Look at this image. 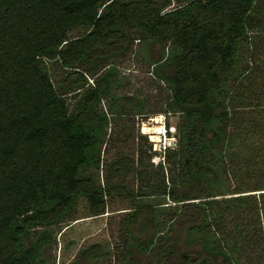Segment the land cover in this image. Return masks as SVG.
<instances>
[{
	"label": "trees",
	"instance_id": "obj_1",
	"mask_svg": "<svg viewBox=\"0 0 264 264\" xmlns=\"http://www.w3.org/2000/svg\"><path fill=\"white\" fill-rule=\"evenodd\" d=\"M172 2L0 0V264H55L54 230L76 220L79 200H86L89 216L105 212L108 190L89 173L102 164L101 149L115 115L109 105L108 111L102 106L115 69L111 60L135 40L163 47L154 73L170 91L169 111L180 113L182 123L176 127V150L165 156L171 175L168 183L161 176L160 191L181 203L175 218L190 223L187 244L195 243L197 234L210 235L201 238L199 252L206 257L197 256V264H236L242 249L263 244L264 192L259 200L248 194L222 201L245 204L246 220L253 215L241 224L230 250L216 236L223 230L222 212L211 217L215 197L222 195L214 189L218 164L225 178L241 174L228 169V158L237 169L242 166L230 153L233 135L227 127L237 111L251 107L231 106L232 91L249 78L236 68L237 56L243 44L252 46L250 35L264 32V0H176L169 8ZM47 61L69 73L55 84ZM85 76L96 80L89 85ZM73 94L77 99L70 108L67 97ZM256 158L250 153L247 161ZM260 177L252 189L241 183L228 194L264 191ZM129 217L132 222L135 213ZM148 221L156 223L153 216ZM159 234L156 242L148 241L151 247L158 243L156 264L191 262L190 254ZM132 239L143 247L136 236Z\"/></svg>",
	"mask_w": 264,
	"mask_h": 264
},
{
	"label": "rangeland",
	"instance_id": "obj_2",
	"mask_svg": "<svg viewBox=\"0 0 264 264\" xmlns=\"http://www.w3.org/2000/svg\"><path fill=\"white\" fill-rule=\"evenodd\" d=\"M175 6L176 0H173L169 8ZM131 33L139 34L136 30ZM250 36L252 46H241L237 56L239 63L236 65L238 70L248 72L249 78L232 91L234 101L231 106L238 102L240 105L249 104L251 107L237 111L239 113L235 115L233 123L227 127V131L233 135L230 153L236 155L235 163L242 166L241 170L237 169L231 165L228 158V169L241 171V174L231 173L225 178L221 173L222 164H218L215 171L217 182L214 189L217 194L222 195L215 197L218 203L214 206L211 218L222 212L223 230L216 236L224 240L221 245L227 250L236 242L234 235L242 228L241 224L251 222L253 215L246 220L245 204H224L222 201L248 194H255L259 200V193L264 192L228 194L241 183L252 189L253 184L264 175V32ZM163 54L160 43L135 40L129 43L122 54L111 60L115 69L112 72L108 99L102 106L108 111L109 105L115 115L107 130L106 143L101 149L102 164L99 169H92L89 173L99 186L108 190L105 212L99 216H89L86 200H79L77 213L74 215L76 220L65 223L61 230H54L55 244L50 254L55 264H156L158 243L151 247L148 241L155 238L156 242V234L160 233L162 236L166 231L164 235L176 242L180 250L191 255V262L186 264H197V256L206 257L199 252V248L201 238L210 235L204 232L195 237L191 236L195 242L192 245L185 242L186 228L190 223L187 217L175 218V214L181 213V203H173L160 191L161 176L164 175L165 182L168 183L171 164L152 163V145L148 136L140 131L142 124L147 122L150 116L162 112L166 115L167 125L177 127L182 123L180 115L177 117V113L169 111L167 102L171 96L170 91L154 73V62L161 60ZM45 67L55 84L69 73L61 70L54 62H45ZM101 74L103 72L97 76ZM85 79L87 84L92 85L96 76H85ZM76 96L73 94L67 97L70 108L73 107ZM124 98H129V101L124 102ZM137 116L140 119H137ZM147 126L158 125L153 123ZM250 153L257 158L248 162ZM219 157L217 154V159ZM120 159L122 160L118 165ZM119 166L122 172L116 176L114 173ZM247 168L249 171L245 174ZM198 201L200 200L195 202ZM237 205L241 206L240 209H237ZM226 208L227 211H224ZM133 212L135 220L130 222L129 215ZM150 216L155 217L156 223L150 224ZM260 217L264 224V209ZM170 219L173 220L168 223ZM162 230L165 232L161 233ZM132 235L136 236L144 248L134 246ZM213 240L211 236L209 241ZM92 254H95V259H92ZM261 257H264V242L259 247L252 245L248 250L242 249L235 255L238 260L236 264H260ZM218 262H221L220 258ZM167 264L174 263L168 260ZM261 264H264V259Z\"/></svg>",
	"mask_w": 264,
	"mask_h": 264
},
{
	"label": "clouds",
	"instance_id": "obj_3",
	"mask_svg": "<svg viewBox=\"0 0 264 264\" xmlns=\"http://www.w3.org/2000/svg\"><path fill=\"white\" fill-rule=\"evenodd\" d=\"M170 115V113L168 114ZM181 115L180 113H177V117ZM137 119H140L139 116H137ZM166 119L165 113H159L154 116H150L147 120V122L143 123L141 126L140 131L142 133H155L157 135H152L149 137V139L153 142L159 141V143H153V150L156 152H160L161 154L159 156H154L152 159L153 164H159L163 162L164 160V150L166 148H171L175 149L177 146V138L175 136L176 133V128L175 127H170L168 131L172 133L171 136H164L163 134L165 133V125L164 121ZM155 124L158 126H153L149 127L147 125L149 124ZM163 137V138H162Z\"/></svg>",
	"mask_w": 264,
	"mask_h": 264
},
{
	"label": "built area",
	"instance_id": "obj_4",
	"mask_svg": "<svg viewBox=\"0 0 264 264\" xmlns=\"http://www.w3.org/2000/svg\"><path fill=\"white\" fill-rule=\"evenodd\" d=\"M169 114V113H168ZM164 125H165V133L163 134L164 136H171L172 135V133H170L169 131H168V129L170 128V127H174V126H172V125H167L166 124V119H165V121H164ZM176 128V127H175ZM146 136H148V138L150 137V136H152V135H157V134H155V133H149V134H145ZM175 136H176V138H177V145H178V133H177V129H176V133H175ZM163 138V137H162ZM149 141H150V143H151V145H152V150H153V143H159V141H157V142H153V141H151L150 139H149ZM176 148H177V146H176ZM176 148L174 149V150H176ZM170 151H173V149H171V148H166L165 150H164V160H163V162H161V163H159V164H164L165 163V156L167 155V153L168 152H170ZM153 157L154 156H159L161 153L160 152H156V151H154L153 150ZM153 159V158H152ZM156 165H158V164H156Z\"/></svg>",
	"mask_w": 264,
	"mask_h": 264
},
{
	"label": "bare ground",
	"instance_id": "obj_5",
	"mask_svg": "<svg viewBox=\"0 0 264 264\" xmlns=\"http://www.w3.org/2000/svg\"><path fill=\"white\" fill-rule=\"evenodd\" d=\"M143 134H145V133H143ZM147 134H149V133H147Z\"/></svg>",
	"mask_w": 264,
	"mask_h": 264
}]
</instances>
